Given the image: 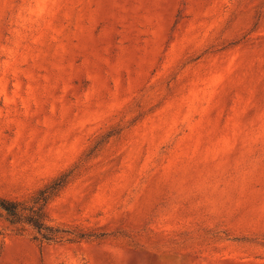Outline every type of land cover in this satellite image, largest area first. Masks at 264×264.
<instances>
[{
	"label": "rangeland",
	"instance_id": "rangeland-1",
	"mask_svg": "<svg viewBox=\"0 0 264 264\" xmlns=\"http://www.w3.org/2000/svg\"><path fill=\"white\" fill-rule=\"evenodd\" d=\"M0 264H264V0H0Z\"/></svg>",
	"mask_w": 264,
	"mask_h": 264
},
{
	"label": "trees",
	"instance_id": "trees-1",
	"mask_svg": "<svg viewBox=\"0 0 264 264\" xmlns=\"http://www.w3.org/2000/svg\"><path fill=\"white\" fill-rule=\"evenodd\" d=\"M64 184V178L54 181L48 187L38 191L31 201H19L0 196V223L8 225L19 235L30 233L32 240L40 245L89 241L91 235L75 233L69 228L54 225L46 210L49 201Z\"/></svg>",
	"mask_w": 264,
	"mask_h": 264
}]
</instances>
